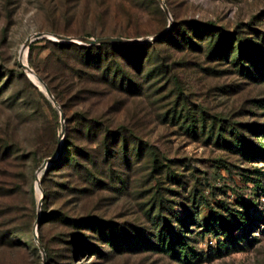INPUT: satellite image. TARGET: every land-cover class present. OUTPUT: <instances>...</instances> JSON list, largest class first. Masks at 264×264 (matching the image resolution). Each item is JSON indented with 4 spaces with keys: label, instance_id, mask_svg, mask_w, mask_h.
<instances>
[{
    "label": "rangeland",
    "instance_id": "rangeland-1",
    "mask_svg": "<svg viewBox=\"0 0 264 264\" xmlns=\"http://www.w3.org/2000/svg\"><path fill=\"white\" fill-rule=\"evenodd\" d=\"M163 2L0 0V264H264V0Z\"/></svg>",
    "mask_w": 264,
    "mask_h": 264
},
{
    "label": "water",
    "instance_id": "water-1",
    "mask_svg": "<svg viewBox=\"0 0 264 264\" xmlns=\"http://www.w3.org/2000/svg\"><path fill=\"white\" fill-rule=\"evenodd\" d=\"M157 2L160 4L162 10L167 13V8L163 0H157ZM45 34L43 33H34L30 38H27L24 43L23 47H26L27 44L32 40V39H37L39 37H43ZM54 39V41H59V42H64V43H75V44H80L84 46H89V45H98L102 43H112V42H117V43H136L138 40L135 39H125L119 36H103V37H86V36H78V37H72V36H66V35H60V34H52L51 35ZM20 67L26 71V72H32V70L23 62L20 61ZM36 79L38 82L42 83L41 79L36 76ZM44 92L46 95L51 99L52 103L54 106L57 105L53 97L51 96L48 88L42 83ZM46 168V162H42L41 165L38 168V172L41 171L42 169ZM36 180L38 181V178L36 177ZM38 184L36 183V187ZM42 200V196H40L38 200V204L40 205Z\"/></svg>",
    "mask_w": 264,
    "mask_h": 264
},
{
    "label": "trees",
    "instance_id": "trees-1",
    "mask_svg": "<svg viewBox=\"0 0 264 264\" xmlns=\"http://www.w3.org/2000/svg\"><path fill=\"white\" fill-rule=\"evenodd\" d=\"M60 45H64L66 47H74V48H77L81 51H84V53L86 54L85 56V62L86 64H96L98 63V58H99V53L100 52H107L109 51L110 49L112 50L114 47H120V48H127L128 50H131V49H143L145 46L144 45H125V44H122V43H117V42H112V43H102V44H98V45H89V46H84V45H77V44H74V43H59ZM169 243V247L172 249L173 253L176 252V250L174 248H172V245L175 243L177 244L175 247L177 246H180L182 247V240H175V242H173L172 244V241L169 240L168 241Z\"/></svg>",
    "mask_w": 264,
    "mask_h": 264
},
{
    "label": "bare ground",
    "instance_id": "bare-ground-1",
    "mask_svg": "<svg viewBox=\"0 0 264 264\" xmlns=\"http://www.w3.org/2000/svg\"><path fill=\"white\" fill-rule=\"evenodd\" d=\"M51 37V36H50ZM21 54H23V52H21ZM27 75L29 76L30 75V77H31V79L34 81V82H37V79H36V76L32 73V72H27ZM38 85H39V83H38ZM38 177L40 176V174H41V172L39 171L38 172ZM37 189H38V186H37ZM39 192V191H38ZM40 193V192H39Z\"/></svg>",
    "mask_w": 264,
    "mask_h": 264
}]
</instances>
